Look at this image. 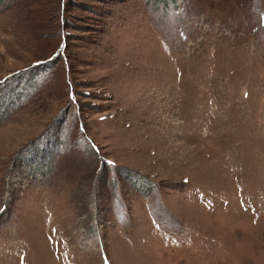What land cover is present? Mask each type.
Segmentation results:
<instances>
[{
  "label": "rangeland",
  "instance_id": "obj_1",
  "mask_svg": "<svg viewBox=\"0 0 264 264\" xmlns=\"http://www.w3.org/2000/svg\"><path fill=\"white\" fill-rule=\"evenodd\" d=\"M0 264H264V0H0Z\"/></svg>",
  "mask_w": 264,
  "mask_h": 264
}]
</instances>
